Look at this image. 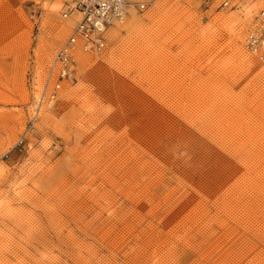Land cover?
Instances as JSON below:
<instances>
[{"label": "rangeland", "instance_id": "rangeland-1", "mask_svg": "<svg viewBox=\"0 0 264 264\" xmlns=\"http://www.w3.org/2000/svg\"><path fill=\"white\" fill-rule=\"evenodd\" d=\"M144 1L47 105L74 0H0V264H264V0Z\"/></svg>", "mask_w": 264, "mask_h": 264}, {"label": "built area", "instance_id": "built-area-1", "mask_svg": "<svg viewBox=\"0 0 264 264\" xmlns=\"http://www.w3.org/2000/svg\"><path fill=\"white\" fill-rule=\"evenodd\" d=\"M217 0H203L206 5ZM239 0H222L219 5L237 7ZM149 4L144 0H74L62 12L63 18L79 14L67 39L56 51L51 62L54 82L45 86L40 103H52L62 82L76 81L78 76L75 51L99 56L107 47V32L116 23H122L132 11L143 12ZM255 28L246 37V48L256 50L264 43V5L255 16Z\"/></svg>", "mask_w": 264, "mask_h": 264}, {"label": "bare ground", "instance_id": "bare-ground-1", "mask_svg": "<svg viewBox=\"0 0 264 264\" xmlns=\"http://www.w3.org/2000/svg\"><path fill=\"white\" fill-rule=\"evenodd\" d=\"M247 0H239L238 2L239 3H241V4H238V6H237V8H239L240 7V9H242L243 11H244V3L246 2ZM242 5V6H241ZM213 6H215V2L213 1L212 3H210V5H209V7H213ZM251 9H253V6L251 7V8H249L248 10H247V12H250V10ZM74 15V14H73ZM74 18H75V16H73ZM79 17V14L77 13L76 14V18H78ZM255 22V21H254ZM254 25H255V23H254ZM255 28V26L253 27V28H251L250 30H249V32L250 31H252L253 29ZM248 32V33H249ZM249 35V34H248ZM248 51H249V49H247ZM251 53H253V54H255V56L257 57V58H259L260 59V61H262L263 63H264V43L262 44V45H260L256 50H254V51H250ZM75 54H76V57H77V63L78 64H80L81 62H82V58L83 57H86L87 56V54H83V53H80L79 51H75ZM244 61V63H246V62H248L249 61V59L247 58V57H245V59L243 60ZM250 64V63H249ZM50 74H51V76H52V78H53V74L50 72ZM53 103V102H52ZM51 102L50 103H48L47 105H51L52 104Z\"/></svg>", "mask_w": 264, "mask_h": 264}]
</instances>
